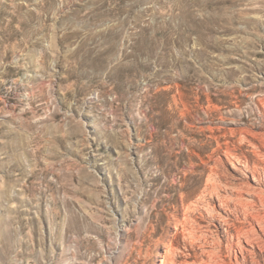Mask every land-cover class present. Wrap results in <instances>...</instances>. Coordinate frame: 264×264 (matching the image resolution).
I'll return each instance as SVG.
<instances>
[{"label":"rangeland","instance_id":"1","mask_svg":"<svg viewBox=\"0 0 264 264\" xmlns=\"http://www.w3.org/2000/svg\"><path fill=\"white\" fill-rule=\"evenodd\" d=\"M0 264H264V0H0Z\"/></svg>","mask_w":264,"mask_h":264}]
</instances>
